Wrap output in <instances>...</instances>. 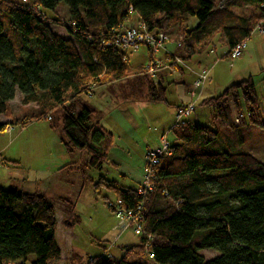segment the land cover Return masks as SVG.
<instances>
[{"label": "trees", "instance_id": "trees-1", "mask_svg": "<svg viewBox=\"0 0 264 264\" xmlns=\"http://www.w3.org/2000/svg\"><path fill=\"white\" fill-rule=\"evenodd\" d=\"M60 2L68 10L67 20L57 17ZM244 6L254 7L249 17L238 18L231 11ZM263 16L264 0H0V116L10 119L0 121V133L8 126L51 122L53 111L60 109L65 150L86 153L89 166L101 169L112 134L94 120L96 110L76 100L92 95L93 85L131 78L127 53L111 43L120 25L128 26L135 18L134 25L166 36L175 26L179 39L174 52L164 50L156 58L164 67L159 75L181 71L195 56L212 52L216 36L227 47L224 57L230 59L232 48L250 39ZM191 19L196 25L186 28ZM50 25L64 29L69 39L55 35ZM169 39L168 44L174 42ZM147 51L146 66L154 59ZM146 66L133 80L144 86L145 102L170 105V83L154 82L158 75H147ZM16 93L23 106H34L31 115L14 116L9 102ZM198 106L210 109V123L181 120L171 129L169 155L153 169L139 244L123 247L120 259L92 257V264H146L130 263L128 258L148 254L154 264H264V188L244 192L249 184H264V163L242 149L252 127L264 128L253 81L249 77L232 83ZM100 186L113 191L127 209L141 201L139 185L124 187L102 177L93 184L95 189ZM55 232L51 202L36 193L0 188V264H25L29 257L31 264H60ZM145 234L151 238L147 245ZM203 250L218 256L206 260Z\"/></svg>", "mask_w": 264, "mask_h": 264}, {"label": "rangeland", "instance_id": "rangeland-1", "mask_svg": "<svg viewBox=\"0 0 264 264\" xmlns=\"http://www.w3.org/2000/svg\"><path fill=\"white\" fill-rule=\"evenodd\" d=\"M14 1L24 2V0ZM253 10V6H244L231 11L236 17L243 18L249 17ZM44 12L48 17L54 16L51 11ZM67 16V8L60 2L57 17L67 20ZM193 21L195 22L193 19L189 20L185 27L189 28ZM225 22L228 21L225 20ZM133 23L132 21L129 25ZM50 27L55 35L69 39L64 29L53 25ZM169 29L171 33L168 36L178 40L179 34L175 26ZM213 42L215 49L206 53H209L206 63L210 69V80L207 85L218 91L215 94L218 96L233 79L234 82L237 80L240 82L250 77L255 86L264 122V36L252 34L250 39L246 40L243 55L235 60L224 57L227 47L219 41L218 36ZM203 55L195 56L181 67L186 65L189 69L196 66L197 61L204 58ZM146 56L145 47L139 48L137 52L127 53L128 75L133 78H129L128 81H133L134 76L141 75L142 68L146 66ZM184 71L183 75L173 74L171 79L168 78V84H170L167 86L166 99L169 103L177 101L176 86L171 80L175 76H183L184 80L187 79L188 70L184 69ZM97 88L93 85L92 95H80L76 101L79 105L95 107L101 113L100 124L112 134L107 161L101 165V169H93L89 166V157L86 153L78 151L68 153L65 150L60 142L62 138L60 109L53 111L51 122L35 121L24 127L14 126L10 133L7 131L0 133V150L4 149V152L0 151V160L4 161L0 163V188L19 189L23 185L30 192L35 189H45L44 194L52 201L58 222L62 216H66V218L63 217L64 220L72 224L66 234L61 236L62 241L57 240L60 247L65 244V250L69 253H64L63 257L71 256V264H89L88 257L101 256L103 247L109 249L111 257L120 259L124 254L123 247L139 244V236L135 235L131 229L121 234L117 233V220L106 204L107 200L111 202L116 200L114 192L103 186L95 189L93 184L103 177L126 187L140 185L144 177L145 151L161 147V139L164 135L168 142H172L171 128L176 122V115L173 114L175 109L164 103L143 104L136 103L137 101H122L128 88L116 90V86L109 89L117 98L116 101H112L113 98L106 91V97L101 93L99 97L100 90L95 92ZM99 89L103 92L105 88ZM20 98V94L16 93L14 99L9 102L14 116L31 115L34 112V106H23ZM195 111L190 118H184L181 122L194 121L198 118L200 124L209 125L210 109L197 107ZM95 119H97L96 116ZM0 121L10 122V119L0 116ZM236 144L238 145L237 142ZM242 149L264 163V128L252 127L245 135V144L242 145ZM46 159L53 164L55 161L57 164L59 161L65 162V165L71 164L67 167L70 168L69 170L53 178V183L49 184L51 188L44 187L45 179L38 171L40 162ZM123 174L126 177H123ZM263 188L264 184L252 183L245 187L244 192ZM64 225L63 221L62 230L65 228ZM111 245L113 246L110 247ZM200 254L206 260L218 256V253L207 250L200 251ZM32 259L33 257H29L25 264H31ZM128 262L154 264L147 255H132L128 258ZM68 263L66 261L60 264Z\"/></svg>", "mask_w": 264, "mask_h": 264}, {"label": "built area", "instance_id": "built-area-1", "mask_svg": "<svg viewBox=\"0 0 264 264\" xmlns=\"http://www.w3.org/2000/svg\"><path fill=\"white\" fill-rule=\"evenodd\" d=\"M258 34L260 36L264 35V16L256 23L252 34ZM170 42L168 36L162 32H149L142 24L137 25H120L119 29L115 32L112 45L115 48L120 49L124 53L135 52L141 46L146 47L154 57L153 61L146 66V74L154 78L158 71L162 68L163 65L157 61V56L165 50V46ZM246 48V40L235 45L230 52V59L235 60L239 58ZM177 64H180L178 59L175 60ZM207 71H201L197 74L196 78L192 83L194 91H201L204 87V84L207 79ZM195 110V104L191 100L182 101L180 108L176 113V122L183 120V118L188 117ZM237 123V120H234ZM6 131L10 132L11 127H7ZM162 145L155 150L149 151L145 156V169L144 177L141 184L137 188V194L141 197L140 203L133 209H127L123 207L120 200H115L113 202L107 201V206L111 210L115 219L117 220V233L121 234L129 229L137 236L144 234L143 231V205L146 200V195L149 191L152 190L151 181L154 177L153 169L158 164L159 159L164 155H169L168 151V142L165 139V136L162 137ZM146 245L150 241V235H146ZM111 245L110 247H112ZM102 256L111 257L109 254V249L106 248ZM148 257L151 259L152 255L148 254ZM96 261L92 257H88L87 262L92 264ZM7 264H21V263H7Z\"/></svg>", "mask_w": 264, "mask_h": 264}, {"label": "crops", "instance_id": "crops-1", "mask_svg": "<svg viewBox=\"0 0 264 264\" xmlns=\"http://www.w3.org/2000/svg\"><path fill=\"white\" fill-rule=\"evenodd\" d=\"M135 20V18L132 20V21H134ZM191 24V26H189V28H192V27H194L195 25H196V22H191L190 23ZM171 38V37H170ZM172 39V41H174V42H172L171 44H169V45H166V48H165V51L166 52H168V53H173L174 52V50H175V48H176V44H175V41H178L177 40V38H171ZM143 47V46H142ZM169 47H171L170 49H169ZM141 48V47H140ZM138 51V50H137ZM136 51V52H137ZM146 53H147V56H146V63H147V61H148V59H149V52L147 51V49H146ZM162 56V55H161ZM203 57L204 58H202V59H200V60H198L197 61V64H196V66H193V67H191V68H189L188 69V67L185 65V67H183L182 68V70L181 71H179V70H175V69H170V70H165V71H161L160 73H159V75L157 76V79L156 80H154V82L155 81H162L163 82V84L164 85H166L169 81H168V78L170 77V79H171V77H173V74H180V75H183V74H185L184 72V69H186V70H188V74H186V75H188V77H187V79H185L184 80V77L183 76H175L174 77V79H172L171 81H172V83L176 86V96H177V101H176V103H172V102H168L170 105H168V106H170L171 108H173V109H177V107L180 105V104H182V101H187V100H192V101H194L195 102V104H196V108L197 107H202V108H204L203 106H198L199 105V103L202 101V100H204V99H206V98H210V97H215V94L218 92V91H216L215 89H211L210 88V85L208 86L207 84H208V82H209V80H210V69L208 68V64L206 63L207 62V59L209 58V53L208 54H204L203 55ZM128 60V59H127ZM128 62V61H127ZM188 63V62H187ZM201 71H208L209 73H208V77H207V81L205 82V85H204V87H203V89H202V91H194L193 90V88H192V82L194 81V79L196 78V76H197V74H199ZM132 78V77H131ZM129 80V78H124V79H121V80H118V81H116V82H113V83H110V84H106V85H103V86H98V88L95 90V92H98L99 90H100V92H99V94H98V96L100 95V93L104 96V97H106V95H105V91L106 92H108L109 93V95L113 98V100L112 101H116L117 100V98H115L113 95H112V93L110 92L111 90H109V89H111V88H113L114 86H116V90L118 89V88H121V89H126V88H128V90H127V93L122 97V101H130V102H135V101H137L136 103H146L145 102V100H146V94H145V88H144V86H141V85H137L136 84V82L134 83V81H128ZM235 80L233 79L232 80V82L231 83H236V82H238V80L236 81V82H234ZM129 82V83H128ZM230 83V84H231ZM229 84V85H230ZM207 86H208V88H207ZM105 88L104 90H103V92H102V89H99V88ZM137 87H139V90L138 91H136V88ZM226 87H228V85H226ZM225 87V88H226ZM94 92V93H95ZM100 97V96H99ZM94 110H96V112H97V114H96V118L97 119H99V117H100V112L95 108V107H93V106H91ZM206 108V107H205ZM175 110H174V113L173 114H175ZM196 112V111H195ZM194 113H192L191 115H193ZM191 115L188 117V118H190L191 117ZM187 118V119H188ZM97 119H95V120H97ZM207 119V118H206ZM187 121H189V120H185V122H187ZM189 122H196V123H200L199 122V119L198 118H196L194 121H189ZM176 123V122H175ZM99 124H100V120H99ZM100 126L105 130V131H107V132H109L105 127H103L101 124H100ZM173 127H174V125H173ZM172 127V128H173ZM171 128V129H172ZM110 133V132H109ZM164 136H166V135H164ZM165 139H166V137H165ZM167 140V139H166ZM173 140H174V136H173ZM172 140V142H169V143H173L174 141ZM153 149H148L147 151H145V155H146V153L147 152H149V151H152ZM1 152H4V149H1L0 150ZM1 155V154H0ZM108 157V156H107ZM1 159V158H0ZM1 161V163H4V161H3V159L2 160H0ZM106 161H107V159H106ZM105 163V162H104ZM68 164V163H67ZM66 164V165H67ZM40 168H38V171L40 172V175H41V177L43 178V179H45L44 181H45V183H46V185L44 186V187H49V188H51L50 186H49V184H51V183H53L52 182V180H53V178H56L57 176H59L60 174H63L64 172H66L67 170H69L70 168H63L64 166H66L65 165V162H58V164H57V161H55V164H53L52 162L51 163H49V161H48V159H46V160H44V161H41L40 162ZM49 165H51V166H49ZM63 165V166H62ZM56 176V177H55ZM123 177H126V175L125 174H123L122 175ZM114 181V180H113ZM124 183V182H123ZM119 185H121V186H124L123 184H120V183H118ZM136 186H137V184H136ZM124 187H126V186H124ZM14 189V188H13ZM16 189V188H15ZM18 191H20V192H24V193H36V194H39V195H41V196H43L46 200H48L49 202H51L52 203V201L49 199V198H47L46 197V194H44L45 192L43 191V190H45V189H43V188H41L40 190H37V189H35V190H32V192H30V191H28V190H26L24 187H23V185L21 186V188H19V189H17ZM60 200H63V199H61L60 198ZM54 207V206H53ZM64 216H62L61 217V220H60V222H58V220H57V218H56V232H55V239H56V243H57V240L59 239H61V241H62V235H65L66 234V231H68V229H69V227H70V225H72L71 223H69V222H67L66 221V219L64 220V218H66V216L63 218ZM63 221L65 222V228H64V230H62L61 229V225H62V223H63ZM57 245H58V247H59V249H60V252H61V259L63 260L62 262H66V261H68L69 263L68 264H70L71 263V256L70 257H63L64 256V253H69V251H67V250H65L66 248L64 247V245L65 244H62V246L60 247V245L57 243ZM104 248V247H103ZM63 251H66V252H63ZM71 254H73V253H71ZM68 256V255H67ZM76 257V256H75Z\"/></svg>", "mask_w": 264, "mask_h": 264}, {"label": "bare ground", "instance_id": "bare-ground-1", "mask_svg": "<svg viewBox=\"0 0 264 264\" xmlns=\"http://www.w3.org/2000/svg\"><path fill=\"white\" fill-rule=\"evenodd\" d=\"M148 256V255H147ZM149 258V257H148ZM150 259V258H149Z\"/></svg>", "mask_w": 264, "mask_h": 264}]
</instances>
